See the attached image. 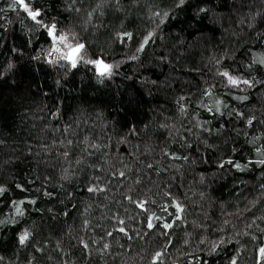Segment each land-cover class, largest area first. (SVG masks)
<instances>
[{"label": "trees", "instance_id": "trees-1", "mask_svg": "<svg viewBox=\"0 0 264 264\" xmlns=\"http://www.w3.org/2000/svg\"><path fill=\"white\" fill-rule=\"evenodd\" d=\"M25 2L40 24L0 0V264H264V0Z\"/></svg>", "mask_w": 264, "mask_h": 264}, {"label": "snow or ice", "instance_id": "snow-or-ice-1", "mask_svg": "<svg viewBox=\"0 0 264 264\" xmlns=\"http://www.w3.org/2000/svg\"><path fill=\"white\" fill-rule=\"evenodd\" d=\"M181 3H183V0H181ZM17 5H19L33 21H35L37 24L41 23V21H39L37 19V17L40 16V12L38 10H32L29 6V3H26L25 0H12V4L10 5V7L15 9ZM0 11H2V10H0ZM165 15H167V14L165 13ZM45 27H47L48 35L52 38V41H53V48H52V51L49 52V55H52L53 52L59 53L60 54L59 59L68 61L71 65V67L75 68L77 66L78 59H82V57L80 56V53L85 48V45L82 43H75V44L69 43L68 42L69 37L67 35H64V34L57 36L56 32H55V29H56L55 24H53L51 26H45ZM126 35L128 36V38H131L130 33L126 34ZM152 36H153V33H151V32L148 33V35L146 37H144L143 43L140 45V48L137 49V51H142L144 48V45H146L149 42V40L152 38ZM58 45H63V49H61ZM65 49H66V51H65ZM133 59H135V57H133ZM50 62H54V61H50ZM86 62L89 64H93L97 67L99 76L103 77L106 75H111V67L112 66L104 63L102 60H89ZM260 62L264 63V60H262ZM9 67H11V65ZM219 75L222 77H225L227 79V82L229 85L238 87L241 83H243L245 85L251 86L249 80L245 79V80L241 81L240 79L230 75L229 72H227V71L221 72V73H219ZM205 94L211 95V92L208 91ZM181 99H183V97ZM208 110L211 111L212 109L209 108ZM217 110H218V108H217ZM181 111L183 112L184 109L181 108ZM248 123L251 124L252 121L249 120ZM69 143H71V141H69ZM258 151H259V149H258ZM65 155H67V154L65 153ZM176 158L179 159V157H176ZM185 159H186V157H185ZM225 163L234 164V162L231 160H228ZM258 163L264 164V159L258 161ZM220 166L223 167V164H221ZM234 167H236L237 169H240L241 165L238 163H235ZM119 175L123 176L124 173L121 172V173H119ZM17 187H20V186L17 185ZM4 191L5 190L3 188H0V193H2ZM88 191H90V192L96 191V189L95 188H89ZM129 199H131V198L129 197ZM20 203H23V201H21ZM31 203H34V201H31ZM144 204H145V202H137V206L142 208V209L144 208ZM174 207H175L177 213L183 212V210H184L179 203H174ZM16 211L18 213L21 212L19 207H17ZM156 219H159V217H156ZM175 219L179 220V219H181V217L179 215H176ZM152 220H153V217L148 218V225H147L148 228H152L154 226L152 223ZM120 223H123V221H120ZM172 226H173L172 223H165L163 225V227L165 229H169ZM119 231L124 232L125 230H124V228H120ZM262 231H264V230H262ZM108 235H111V233H108ZM27 238H28V233L25 231L24 234L20 236V242L24 243V241ZM84 247H87V244H85ZM104 247L107 248L108 245L105 244ZM259 255L262 259H264V247H261L259 249ZM160 257H161V253H156L155 259H159ZM232 264H236V261L233 260Z\"/></svg>", "mask_w": 264, "mask_h": 264}]
</instances>
